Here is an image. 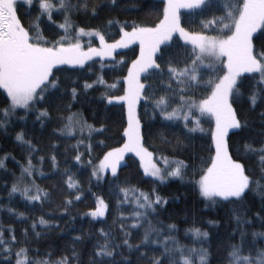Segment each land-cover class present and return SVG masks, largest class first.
Masks as SVG:
<instances>
[{"label":"snow or ice","instance_id":"obj_1","mask_svg":"<svg viewBox=\"0 0 264 264\" xmlns=\"http://www.w3.org/2000/svg\"><path fill=\"white\" fill-rule=\"evenodd\" d=\"M25 2L29 6L35 5L38 13L27 27L17 12V0H0V86L7 93L4 106L0 107V128L7 130L14 117L27 120L28 113L35 112L43 129L45 121L52 119V114L48 106L41 105L58 107L56 93L67 94L75 102L78 95L94 86L103 85L105 91L101 93V99L108 104L123 102L121 106H126V127L122 126L124 142L120 147L109 148L99 164L92 167L91 175L102 180L104 174L110 171L115 181H118L121 161L126 153L132 152L139 157L144 174L153 178V184L145 191L128 181L124 182L128 185L126 187L112 183L110 191L118 197L116 208L128 202L133 204L134 211L128 214L132 217V223L118 225L121 233L119 238L111 229L105 231L100 228V238L93 244V251L86 262L81 261L75 243L70 247V255L53 258L54 252H47L42 258L30 256L27 247L31 242L29 230L23 229L18 239L16 229L12 225H4L0 220V260L3 264H264V247L257 242V237H264V230L252 231L249 240L244 227L252 223L247 215L249 206L246 201L255 193L261 201V211L256 212L255 217L264 228V215H261L264 212V111L259 113L262 125L259 141L242 140L235 147L236 159L229 151L230 130L243 132L252 123L243 109L234 107V104L239 105L247 100L254 110L258 102L264 103V0H160V15L151 24L137 20L121 22L108 19V27L118 25L119 39L111 43L98 27H81L73 20V15L79 13L99 15V4L95 0ZM110 5L116 7L117 0H110ZM181 9L207 12L211 19L199 21L200 31L189 30L181 24ZM54 12L63 17L62 23L53 19ZM217 12L222 14L216 15ZM41 17H46L57 28V32L45 36L39 23ZM59 30H63L64 34L60 35ZM209 32L218 34L210 35ZM257 33V39L261 40L259 46L254 43V34ZM174 34H178L184 42L170 51L168 49L171 45L166 42L171 41ZM81 35L98 37L100 46L93 47L89 41L85 47L79 39ZM136 42H139V55L126 65L127 74L115 77L113 83L105 80L103 63L96 79L91 82L84 80L80 87L63 86L53 73L56 65L84 66L93 57L115 59L117 49ZM115 63L125 64V61L120 59ZM122 81L126 87L118 88ZM200 89L203 91L197 97L196 93ZM112 90L121 91L122 95H112ZM63 107L70 111L71 103ZM17 109H23L25 114L17 116ZM141 110L150 122L159 116L163 121L182 123L185 131L183 137L176 136L177 147L183 145L185 139H191L192 134L204 132L201 118H211L214 127L209 129L212 145L209 156L198 157L201 160L200 166L175 155L166 156L163 152L157 157L145 147L146 125L142 123ZM56 119L66 123L62 127L53 128V135L71 136L79 132L83 136L87 132L86 140L79 139L70 147L76 151L72 157L74 161L92 165L93 133L104 135L108 132L107 126L104 123H100L99 127L90 124L78 113L67 116L58 114ZM25 136L23 130L15 135V140L25 154L26 163L20 165L19 176L13 172L14 182L8 191L9 201L13 194L20 193L29 202L38 201L41 205L54 203L53 193L42 188L34 175H45L42 171L45 155L37 156L39 164H33V154L44 149H38L37 144ZM161 140L165 144L173 143L163 135ZM96 144L101 148L108 147L103 139L96 140ZM81 146L85 152L79 151ZM49 147L55 148L56 143H50ZM85 153L89 157L86 161L82 160ZM46 155L53 170H57L56 154L48 152ZM253 155L260 161L258 173L244 162ZM8 158L9 153L0 156V169L7 170L5 161ZM12 158L15 159L14 156ZM190 169L198 179L189 178L187 182L192 184L200 196L212 206L224 202L232 205L229 211L237 227L229 233L226 241L217 244L216 251H222L223 257L216 262L213 260L208 231L194 225L185 230L186 235L193 234L195 243L199 244L197 247L195 244L181 243L174 234L178 231L175 223L159 219L153 223L152 217H158L160 210L169 203L168 198L162 196L155 185L172 178L185 181ZM69 172V168L63 169L68 188L76 189V194L65 196L57 204L62 212H68L69 206L74 201H80L83 196L80 182L68 175ZM121 194L122 199L119 198ZM94 203L96 206L84 215L106 216L109 203L102 196H95ZM5 207L0 204V211ZM8 212L17 217L25 216L24 212H18L12 207H8ZM121 218L127 220L122 211L116 219ZM208 223L212 225L218 221L209 220ZM37 224L52 227L55 221H49L44 216L32 221L30 228L35 237H40L41 233L36 231ZM157 224L164 227H157ZM137 228H142L143 234L138 243H132V231L129 229ZM237 234L238 241L235 239ZM72 239L82 242L84 236L77 235ZM150 245H161L162 250L157 254L149 248ZM125 248L129 253L127 256L124 255Z\"/></svg>","mask_w":264,"mask_h":264},{"label":"trees","instance_id":"obj_2","mask_svg":"<svg viewBox=\"0 0 264 264\" xmlns=\"http://www.w3.org/2000/svg\"><path fill=\"white\" fill-rule=\"evenodd\" d=\"M99 4V15L91 16L84 13L73 15V20L77 21L81 27H98L105 35V38L111 43L115 39H119L118 25L108 27L106 21L108 19L124 20H137L144 21L151 24L153 21H157L160 15V9L162 4L160 0H117V6L112 7L110 0H95ZM17 12L21 17L25 26H28L29 21L35 20L37 16V8L35 5L29 6L24 3H19L17 6ZM222 14L217 12L216 15ZM181 24L189 30L200 31V20L211 19V16L205 13H199L197 9H186L180 12ZM53 19L59 23L63 22V17L59 13L53 14ZM40 27L43 30L45 36H50L57 32V28L47 21L46 17L40 18ZM259 33V30H258ZM257 34H254V43L259 46L261 40L257 39ZM59 34L63 35V30H59ZM74 35V33H72ZM209 34L216 35L218 33L209 32ZM81 42L88 46L91 41V46L99 47V38L81 35L79 37ZM183 39L175 34L171 41L166 42L171 45L168 50H175V48L183 44ZM163 47V46H162ZM139 55V42L131 44L126 48H119L116 50L115 59L112 57H93L84 66L62 64L54 68L53 73L60 80V83L65 87H80L84 80L89 82L96 79V76L101 72V63L105 65L103 74L105 80L109 83L115 82V77L125 76L126 65L130 64L132 59H135ZM123 59L125 64H116L115 61ZM91 68V71H89ZM246 76L249 74H245ZM76 81V83H72ZM126 87V84L122 81L118 88ZM105 91L103 85L94 86L93 89H88L86 93L80 94L77 97V101L72 102L67 94L60 95L56 93V98L59 102V106L55 105H41V107L48 106L52 114V119L45 121V127L41 129L40 121L36 119V113H28L27 120H20L13 118L8 125L7 130L0 128V156L4 153H9V158L5 161L7 170L0 169V204L6 205V207L0 211V220L4 225H12L16 229V235L18 239L23 229L29 230L30 243L27 245L30 252L29 255L33 257L42 258L47 252H54L53 258H58L62 255H70V247L73 243L76 244L78 251L80 252V259L82 262H86L90 253L93 251V244L99 239L100 228H104L105 231L111 229L116 237H120L119 230L120 223L131 224L132 217L128 214L134 211V206L131 202L121 205L119 209L116 208L115 201L117 196L110 191L113 182L120 183L122 187L128 186L125 181H128L132 185L147 191L153 184V178L147 177L143 172V168L140 165L139 157L135 153L129 152L125 161L120 165L118 170L119 180L115 181L111 172L102 180H97L91 175L92 167L98 165L100 160L103 159L105 152L112 147H120L124 142L122 139V126L126 127V106L122 107L123 102H114V104H108L105 100L101 99V93ZM203 89L197 91L196 95L199 97L200 92ZM112 95H122L121 91L112 90ZM159 94H162L159 93ZM191 94V93H189ZM7 93L0 86V107L4 106V98ZM71 103L70 111L63 107L64 104ZM178 103V100L176 101ZM234 107L242 108L246 114L248 120L251 123L250 128L245 129L243 132L239 130H230L229 132V151L232 152L233 158H237L235 147L238 146L242 140H256L259 141V130L261 128L260 112L264 111V103L258 102L255 109L250 108V103L247 100L242 101L239 105L234 104ZM70 113H78L83 116L84 119L90 124H94L99 127L100 123H104L108 132L104 135L93 133V153H92V165L87 163H79L72 159L76 154V151L70 146L75 144L79 139H87V132L81 136L79 132L73 133L71 136H63L61 134L53 135L52 129L62 127L66 121H60L56 119V116H67ZM24 110L17 109V116H23ZM142 123L146 125L145 131V147L155 154L160 155L161 152L166 156H177L179 159L194 163L200 166L201 160L199 158H207L209 156V149L212 147L211 139L209 135V129L214 127V122L211 119L203 121L204 132H197L192 134L191 139H185L183 145L177 147L175 144L176 136L183 137L184 129L180 121L167 122L163 121L159 116L155 120L149 121V117L143 115L141 110ZM23 130L26 134V139H32L33 143L37 144L38 149L43 148L44 151H38L33 154V164H39L36 159L37 156L45 155V162L42 166L44 176H40L39 173H34L36 182L42 187L53 193L54 203L40 204L38 201L29 202L25 200L20 193L13 194L11 202L9 201L8 191L11 189V185L14 182L13 172L16 176L20 175V165L26 163L25 154L19 145V142L15 140L17 132ZM150 133V134H149ZM235 133V134H234ZM161 135L172 140V144H165L161 140ZM106 140L108 147L101 148L96 144V140ZM55 142L56 147L50 148V143ZM67 149V151H65ZM80 152H85L83 146L79 149ZM54 152L57 157L58 169L53 170L48 161L46 153ZM15 157L13 159L12 157ZM67 157V159L65 158ZM199 157V158H198ZM89 157L87 153L82 157V160H87ZM252 168L259 170L260 161L255 155L251 156L247 161H244ZM69 168L68 175H72L73 179L80 182L81 191L83 196L80 201H74L68 208V212H62L60 208H57V204L61 203L65 196L72 197L76 194V189H69L66 180L67 176L63 175V169ZM189 178H196L194 172L190 169L188 177L185 181L172 178L163 184L157 183L155 186L157 191L162 196L168 198L169 203L164 205L160 210V215L153 216V223L155 224L157 219L163 220L166 223H175L178 231L174 234L178 236L179 240L183 244L199 246L195 243L192 233L185 234V230L192 227H199L202 230H206L210 234L212 242L213 260L219 261L223 257V252H217L216 246L221 241H226L229 233H231L236 227V221L232 218L229 209L231 204L224 202L212 206L208 201L199 195L198 191L187 181ZM5 181L7 183H5ZM89 188L91 189L89 191ZM102 196L110 205L109 212L104 217H92L90 215H84L89 212L96 205L94 203L95 196ZM179 197V199H174ZM119 198H123L122 194ZM247 204L249 211L247 213L248 218L252 221L250 225H245L248 232V239L251 240L252 231L264 230L261 223L255 217L256 212L261 211V201L259 197L252 193L247 198ZM8 207H12L18 210V212H24L25 216L17 217L15 214L8 212ZM122 211L127 220L121 218L117 220L118 213ZM70 214V215H69ZM264 215V212H261ZM40 216H44L49 221H55V226L49 227L47 225L37 224L36 231L40 232V237H35L30 225L33 220H38ZM74 218V219H73ZM218 221L216 224L209 225L208 221ZM157 227H164V225L157 224ZM132 231V243H138L143 234L142 228L129 229ZM167 234V233H165ZM81 235L84 236L82 242L73 241V237ZM236 241L239 240L237 234ZM257 242L260 246L264 247V237H257ZM24 245H17L21 247ZM207 247V244H205ZM149 248L155 251L157 254L162 250L161 245H150ZM38 250V251H36ZM124 255L129 253L126 248L124 249ZM119 259V257H117ZM0 264L3 261L0 260Z\"/></svg>","mask_w":264,"mask_h":264},{"label":"rangeland","instance_id":"obj_3","mask_svg":"<svg viewBox=\"0 0 264 264\" xmlns=\"http://www.w3.org/2000/svg\"><path fill=\"white\" fill-rule=\"evenodd\" d=\"M19 3H24V4H26V2H25V0H17V6H18V4ZM183 10H186V9H181L180 10V12L181 11H183ZM175 35V34H174ZM174 35H173V37H174ZM210 35H212V34H210ZM84 36H86V38H91V37H88L87 35H84ZM56 66H58V65H56ZM55 66V67H56ZM54 70V69H53ZM2 87V86H1ZM3 88V87H2ZM5 92H6V90L5 89H3ZM208 119H211V118H209V117H203V118H201V125H202V127H203V121L204 120H208ZM212 120V119H211ZM214 122V121H213ZM149 150V149H148ZM150 151V150H149ZM152 152V151H151ZM128 153H126L125 154V156H124V159L121 161V164L125 161V157H126V155H127ZM157 157L159 156L158 154H155ZM156 162H157V164H160L161 165V167H163V165L161 164V162L159 161V160H156ZM108 172H110V171H108ZM108 172H106L105 174H104V177L107 175V173ZM147 176V175H146ZM103 177V178H104ZM147 177H150V176H147ZM96 178V177H95ZM150 178H152V177H150ZM97 179V178H96Z\"/></svg>","mask_w":264,"mask_h":264}]
</instances>
